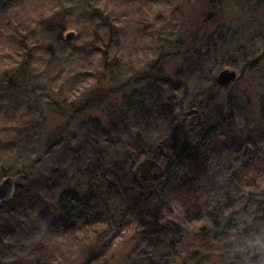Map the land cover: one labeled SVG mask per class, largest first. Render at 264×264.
Masks as SVG:
<instances>
[{"label": "rangeland", "instance_id": "374dc122", "mask_svg": "<svg viewBox=\"0 0 264 264\" xmlns=\"http://www.w3.org/2000/svg\"><path fill=\"white\" fill-rule=\"evenodd\" d=\"M45 1L47 11L65 4L67 28L62 38L68 31L76 32L70 45L58 39L42 14H29L39 9L38 4L27 8V17L9 12L11 18L0 21V55L6 48L11 59L17 58L24 53L20 44L31 49L34 74L29 92L0 100V167L6 164L0 183L11 178L23 192L0 208V230L2 224L8 226L0 231V264H135L132 257L142 240L134 232L118 240L98 262L91 240L70 250L64 247L56 230L58 197L66 189L83 188L98 155L109 164L143 161V151L167 140L174 128L181 131L187 111L225 110L229 100L237 129L254 122L264 98V0H221L220 18L204 25L193 51L164 64V84L154 83V62L160 55L192 48L191 34L210 15L208 0H169L170 11L166 3L159 7L158 0H148L143 21L147 30L160 26L162 34L143 31L132 13L138 0ZM91 7L114 15L121 24L115 75L96 57L94 30L102 25L92 19ZM8 22L15 25L14 32L10 30L14 37L5 33ZM180 38L184 45H179ZM226 69L235 70L237 77L220 91L213 85ZM89 94L91 99L99 96L98 104L79 111ZM50 101L67 107L57 115L47 106ZM263 214L264 183L221 221L218 241L187 234L186 242L202 244L206 264H264ZM176 217L177 211L172 220L187 233L204 226L185 225Z\"/></svg>", "mask_w": 264, "mask_h": 264}, {"label": "trees", "instance_id": "16d2710c", "mask_svg": "<svg viewBox=\"0 0 264 264\" xmlns=\"http://www.w3.org/2000/svg\"><path fill=\"white\" fill-rule=\"evenodd\" d=\"M147 1L138 0L139 5L136 10L132 9V13L142 23L143 31L162 34L160 26L156 29L154 25L147 30V23L143 21ZM158 1L159 7L166 3L165 8L171 10L169 0ZM45 3V0H0V21L4 16L11 18L9 12H15L14 17L19 18L22 12L27 17V8L38 4L39 9H30L29 14L31 11L42 14L44 21L54 27L58 39L70 45L62 38L67 28L64 23L65 4L59 3L47 11ZM207 4L210 5V15L203 18L196 32L191 34L192 48L185 53L160 55L154 62L155 84L157 80L164 84V64L193 51L201 29L215 22L223 11L221 0H208ZM91 13L92 19L102 25V28L94 30L96 57L104 62L107 73L115 75L120 63L121 24L114 15L98 8L91 7ZM158 14L164 16L162 12ZM6 25L7 37H14L15 25L10 22ZM0 31L3 32L2 28ZM145 34L149 36V33ZM2 36L0 33L1 41L4 39ZM178 42L184 45L182 38ZM18 46L24 53L17 58L11 59L6 48L0 55V100H10L24 90L29 92V86L33 87L31 49L21 44ZM197 62L200 64L199 58ZM95 83L98 85L96 89L100 90L101 80ZM213 86L223 90L216 84ZM98 97L91 99L89 94L84 104L78 106L79 111L98 104ZM66 105L59 101L47 102L57 115ZM258 105L254 122L239 129L234 124L229 100L225 110L217 107L210 113L205 110L187 111L181 131L174 128L167 140L152 150L143 151L146 155L140 162L124 160L109 164L98 155L91 161L83 188L66 189L58 197L56 230L63 246L70 250L91 240L98 249L95 258L98 262L100 258H107L118 240L134 232L142 240L136 258L132 257L135 264H206L202 244L187 243V234L195 239L200 235L210 242L218 241L221 221L227 220L234 210L247 203L251 191L264 183V98ZM5 165L1 163V172L5 171ZM21 193V187L16 185L11 199L20 198ZM8 203L3 202L0 208ZM176 211L179 213L176 218L182 224L204 226L197 233H187L172 220ZM260 220H264V214ZM7 227L2 224L1 230L7 231Z\"/></svg>", "mask_w": 264, "mask_h": 264}, {"label": "water", "instance_id": "95a60500", "mask_svg": "<svg viewBox=\"0 0 264 264\" xmlns=\"http://www.w3.org/2000/svg\"><path fill=\"white\" fill-rule=\"evenodd\" d=\"M76 32L68 31L64 34V39L67 43L75 41ZM237 77V72L233 69L221 71L217 76V86L225 88L230 85ZM15 192V184L11 178H7L0 183V205L3 202L10 201Z\"/></svg>", "mask_w": 264, "mask_h": 264}]
</instances>
